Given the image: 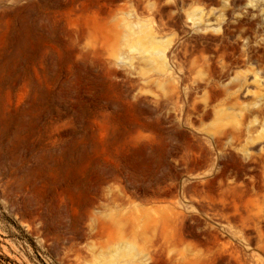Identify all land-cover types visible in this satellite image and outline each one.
I'll return each instance as SVG.
<instances>
[{
	"label": "rangeland",
	"instance_id": "rangeland-1",
	"mask_svg": "<svg viewBox=\"0 0 264 264\" xmlns=\"http://www.w3.org/2000/svg\"><path fill=\"white\" fill-rule=\"evenodd\" d=\"M146 259L264 264V0H0V264Z\"/></svg>",
	"mask_w": 264,
	"mask_h": 264
},
{
	"label": "bare ground",
	"instance_id": "bare-ground-1",
	"mask_svg": "<svg viewBox=\"0 0 264 264\" xmlns=\"http://www.w3.org/2000/svg\"><path fill=\"white\" fill-rule=\"evenodd\" d=\"M149 22H150V21H149ZM152 23H153V22H152ZM145 26H146V25H145ZM147 26H149L148 23H147ZM152 39H153V38H152ZM135 205H136V204H135ZM138 207H139V206H138ZM137 209H138V208H137ZM129 246H130L129 249L133 248L132 245H129ZM122 249H123V248H122ZM124 249H126V247H125ZM133 249H134V248H133ZM148 261H149V260L146 259V260L143 262V264H147Z\"/></svg>",
	"mask_w": 264,
	"mask_h": 264
}]
</instances>
